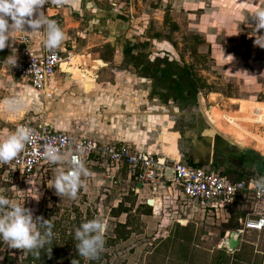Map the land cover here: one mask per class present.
Returning <instances> with one entry per match:
<instances>
[{
	"label": "rangeland",
	"instance_id": "1",
	"mask_svg": "<svg viewBox=\"0 0 264 264\" xmlns=\"http://www.w3.org/2000/svg\"><path fill=\"white\" fill-rule=\"evenodd\" d=\"M95 1L99 8L116 10L113 18L128 19L137 13L141 18L136 22H140L141 28L130 31V36L121 43L120 51L108 46L101 55L106 63L97 64L93 59L98 56L96 51H79L81 58L77 57L74 69L81 70L78 71L80 74L62 71L58 77L62 82L91 73L93 79L104 82L106 88L101 90L108 95H124L126 91V95L132 97L137 90L148 99L158 96L156 101L165 103L161 108L158 106L161 116L180 112L177 127L198 132L209 128L199 97L203 98L205 112L207 110V114L210 112L216 117L237 112L240 104L233 101L235 98L264 101V46H261L264 45V28L255 30L252 17L257 11L264 10V0H118L116 6L111 5L114 0ZM64 5H56L55 19L62 17ZM72 6L70 21H77L79 16L82 17L80 7L73 3ZM67 27L75 26L69 24ZM132 34L138 37V42H134L136 45L130 44ZM87 43L86 40L83 42L85 46ZM138 47L147 50L138 56L135 53ZM7 51L8 47L0 50L1 60H5ZM134 60L135 64L146 63L147 75L145 69L138 74L132 65ZM156 64L163 70L161 76L164 80L158 77L160 73L153 72L152 67ZM7 71L6 75H11L13 81L0 84V138L11 134L17 127L32 123L48 121L60 126L77 113L84 117L82 122H89L91 113H83L82 105L79 111L76 108L77 103H81L78 98L72 101L67 114H61V108L67 107L65 102L61 103V95L53 93L48 98L32 86H25L18 76ZM128 76L133 77L135 83L130 84ZM144 78H148L146 82ZM164 82L174 85V90L168 89ZM129 85L135 89L128 90ZM212 95H215L214 100ZM10 101H15V104L10 106ZM143 108L148 110L150 105ZM62 116H67V119ZM238 122L247 124L250 132L263 135L261 119L257 118L254 123ZM144 126L146 128V124ZM151 131L150 141L162 144V128L156 127ZM247 145H256V141ZM216 155L222 154L217 152ZM240 160L233 158L230 161L241 165ZM223 163L218 166H226ZM237 168L229 170L232 178L257 179L248 170L243 171L241 166ZM59 170L60 167L54 166L41 167L33 172L22 171L15 157L6 164H0V195L11 203L24 204L34 217L48 219L55 225L52 226L54 232L50 242L57 239L63 249L62 254L63 251L73 253L67 247L74 244L71 239L82 222L102 220L106 225L104 248L101 255L91 262L85 260L84 264H254V260L260 259L258 251L264 250V235L251 231L243 235L237 250L228 251L222 247L227 233L241 227L236 213L218 216L209 214L202 207L192 206L178 216L165 213L155 216L153 209L152 214H143L137 207L145 203V198L138 196L137 191L132 193L134 181H128L126 175L121 174L117 177L121 183H112L102 168L94 167L93 174L82 177V186L75 198H61L52 187ZM159 194L163 195V192ZM120 201L130 208L128 212L119 214L115 209ZM5 244L13 254L22 256V249Z\"/></svg>",
	"mask_w": 264,
	"mask_h": 264
},
{
	"label": "crops",
	"instance_id": "2",
	"mask_svg": "<svg viewBox=\"0 0 264 264\" xmlns=\"http://www.w3.org/2000/svg\"><path fill=\"white\" fill-rule=\"evenodd\" d=\"M91 2L94 5L90 4ZM113 2H117V4H119L118 0H114L111 2V5H114ZM62 3L65 5L62 6V17L58 19L62 22L66 45L73 53L74 63L72 65L63 63V70H60L59 75L55 76V79L50 85L49 92H51V96H48V98L52 97L53 93L54 95H61V103L65 102L67 104V107L61 108V114H67L69 111L68 108L70 107L72 101H76L78 98V101L81 103H77V110L79 111V106L82 105V112L84 113L88 111L91 113V117H89V122H82L81 120H84L82 119L84 117H79V114L77 113L75 116H69V118H72L70 119L71 121L68 118L67 122L60 126L46 121L53 129H58L69 132L76 136L89 137L101 141L123 140L132 143L139 150L157 152L162 155L169 154L183 162L186 161L192 163V159H195L193 161L195 164L198 162L196 159L204 161L207 160V155H213V153L216 154L215 150L219 152V148H214V146L219 143L221 144L222 148H225L224 151L228 150L227 140L218 135V133H222L237 141L241 145L246 146L245 151L239 153H227L225 158L227 160H233V158L241 159V165H237L241 166L243 171L248 170L249 174L252 176L259 178L260 176L264 175V132L261 136L256 135L248 130L247 124H239L238 122L241 120L245 123H254V120L258 118L259 120H262L260 124L264 127V101L235 98L233 101L240 104V109L237 112L223 114V116L221 114L220 116L216 117L210 112L207 114V110L205 112L203 108V98L199 97V103L205 115L206 124L208 123L209 128H212V132L210 134H216L209 140L205 133L207 127L199 132L196 131V129L184 130L183 128L177 127L180 120L177 117L178 115L181 116L180 112L173 114L168 112L169 114L165 113L161 116L160 112L158 111V106L161 108L165 103H163V101L157 102L156 100L158 96L148 99L143 96L144 94L141 96L137 90L132 97L126 95V91L123 92L125 93L124 95L120 94L118 96L116 93L114 95H108L107 92L101 90L106 88L104 82H100L101 79H93L91 73H84V76L80 77V79L66 81L64 79L63 81L65 82H62L61 77L58 78L62 71H75L77 74H80L78 71L81 70L74 69L77 57L81 58L79 51L85 52L88 49L96 51L98 56L93 59L97 60V64L98 62L101 63L102 61L106 63V60L102 59L101 55L106 50H108L107 47L110 46V48L118 49L117 51H120V49L123 47L121 43L125 40V38L130 36V31H139L141 28L138 25L140 22H136V20H140L141 18L137 15V13H133L128 19L122 17L113 18L116 10H105L102 9V7L99 8L97 6L100 5L95 0H50V2L45 6L46 15L49 19H55L54 17L57 9L56 5H62ZM72 3L80 7L79 9L82 17H78V22L76 20L70 21L71 16L69 15V11L73 7ZM133 6L132 9H134ZM69 24L74 25L75 27H71L69 29L67 27ZM119 30H121L120 33L116 32ZM41 33L42 31L17 32L15 37L17 35L27 34L37 42L41 36ZM68 38L71 41L70 43H68ZM137 38L138 37L136 35L132 34L131 37H129V40L132 42L130 44L132 45L134 42L137 43ZM85 40L88 42L86 46L83 44ZM10 43L12 44V47L17 46L16 39ZM146 50V48L138 47L136 48L135 53L136 55L140 56V54L142 52L145 53ZM114 60L117 61V58H114ZM135 62L136 60L133 61L132 65H135V69L137 72H139L138 74L143 73L145 69V73L147 75L146 63L139 61V64H135ZM159 66L160 65L156 64L153 68H155V70L160 73L159 75H162L163 70ZM10 74L15 75L12 71ZM11 77V75L8 76L0 74V84H3L5 81L10 82ZM128 79L130 84L134 82L133 77L128 76ZM147 79L148 78H144L143 81L146 82ZM21 80L24 82L25 86H27L26 84L30 85L25 80ZM12 81L13 80H11V82ZM157 83L161 87V90H163L160 84V79L158 78ZM32 88L35 89L33 86ZM133 89H135V87H133V85H129L128 90L132 91ZM214 97L215 95H212L213 100ZM149 102H151V104H149ZM144 105H146L147 108L148 105H150V109H144ZM171 115L175 116L171 117ZM238 115L243 116L241 117ZM254 116H256L255 119H253ZM62 117L67 119V116ZM256 123L258 122L256 121ZM145 124L146 128L144 126ZM156 127L162 128V131L160 132L162 136V144L160 145L159 143H153L150 141L152 137L150 132H153L151 130H154ZM228 134L233 136V138ZM252 141H256V145L248 146L247 144ZM234 168L235 170H238L237 166ZM153 199H155V204L152 205V208L154 210L155 216H162L164 213L166 215L169 214L166 212L168 210L167 206L169 207L168 204H165L164 207H161L160 204H158V199L163 201L160 196L154 195ZM260 260L261 259H256L253 263L260 264Z\"/></svg>",
	"mask_w": 264,
	"mask_h": 264
},
{
	"label": "built area",
	"instance_id": "3",
	"mask_svg": "<svg viewBox=\"0 0 264 264\" xmlns=\"http://www.w3.org/2000/svg\"><path fill=\"white\" fill-rule=\"evenodd\" d=\"M53 20L64 32L61 20ZM15 39L17 62L11 65L0 59V74L12 71L37 91L51 96L50 85L56 72L63 70L64 62L70 63L73 59L66 39L54 50L43 46V32L37 42L27 34L17 35ZM7 52V56L11 55L12 48H8ZM24 126L34 130L35 136L33 142L26 144L16 157L22 171L33 172L41 167L54 166L67 171L68 162L52 163L44 157V145L53 144L66 157L82 159L88 174L94 173V167L105 169L115 184L121 183L117 177L125 174L128 181H134L138 196H143L145 202L154 195L160 196L164 202L159 199L157 202L161 207L168 204L169 214L180 215L192 206L202 207L209 214L218 216L232 212L237 214L241 227L235 230L240 231L242 241L248 231L264 235V193L257 191L254 179L232 178L227 166L182 162L169 154L139 150L123 140L101 141L76 136L53 129L47 122ZM258 254L260 264H264V250L258 251Z\"/></svg>",
	"mask_w": 264,
	"mask_h": 264
},
{
	"label": "clouds",
	"instance_id": "4",
	"mask_svg": "<svg viewBox=\"0 0 264 264\" xmlns=\"http://www.w3.org/2000/svg\"><path fill=\"white\" fill-rule=\"evenodd\" d=\"M49 2L50 0H0V50L12 48V54L5 58V62L11 65L17 62L16 49L10 43L15 40L17 32L42 31L44 35L42 43L48 50L58 48L64 41L65 34L62 28L46 15L45 6ZM252 17L255 20V30L264 28V10L257 11ZM9 103L12 106L15 101ZM34 136V130L20 126L11 134L0 138V164H6L17 157L26 144L33 142ZM43 155L52 163L61 161L69 163L67 171L59 170L55 175L52 187L61 198H75L82 186V177L88 175L83 160L77 156L66 157L53 144L44 145ZM254 183L257 191L264 193V175L257 178ZM105 228L102 220L92 219L82 222L75 229L74 239L77 242L75 247L80 257L85 260L98 257L105 244ZM52 235V224L48 219L34 217L32 211L24 204L11 203L7 197L0 195V241L6 242L10 248L31 252L50 243ZM35 254L38 256L39 252ZM72 264H79V260L73 259Z\"/></svg>",
	"mask_w": 264,
	"mask_h": 264
},
{
	"label": "trees",
	"instance_id": "5",
	"mask_svg": "<svg viewBox=\"0 0 264 264\" xmlns=\"http://www.w3.org/2000/svg\"><path fill=\"white\" fill-rule=\"evenodd\" d=\"M133 192L135 194L134 187L132 188V193ZM115 209L119 212V214H122L124 212H128L130 208L125 206L124 201H120ZM115 209H113V211ZM140 209L142 210L143 214L150 215L152 214L153 208L151 205L145 202L141 205H138L137 210ZM52 226L55 225L52 224ZM52 232H54V230H52ZM71 241L74 244L69 242L70 245L67 247V249L73 250V253H69V251H63L62 254L61 251L63 249L60 245H58L57 239L54 238L52 242L45 244L43 248H40L38 250H33L31 252L21 250V257L9 251L6 248L5 242L0 241V254H2V256L0 257V264H71L73 259L79 260V264H84L85 259L79 256L78 250L75 247L77 242L74 237L71 239ZM49 249H51V252H49ZM37 251L39 252L38 256L35 254V252ZM99 255H101V253H99ZM64 257L66 259H64ZM91 261L92 260H89V262Z\"/></svg>",
	"mask_w": 264,
	"mask_h": 264
},
{
	"label": "water",
	"instance_id": "6",
	"mask_svg": "<svg viewBox=\"0 0 264 264\" xmlns=\"http://www.w3.org/2000/svg\"><path fill=\"white\" fill-rule=\"evenodd\" d=\"M211 132H212V128H207L205 130L206 136L208 137L209 140L212 138V137H210L211 136V134H210ZM214 135H216V134H214ZM218 135L222 136L223 138H225L228 141V150L225 151L224 154L232 153V152L239 153V152L245 151V147L243 145H241L240 143H238L237 141L231 139L230 137H228V136H226V135H224L222 133H218ZM215 148H216V145H215ZM191 162L194 163L193 161H191ZM205 163H207V164H205ZM210 163L211 162H207V161H199L196 164H198V165H208ZM137 186L141 187V184H138ZM147 203L152 206L153 203H154V199H148ZM241 243H242V238H241L240 231L233 230V231H230L229 234H227V236L223 240L222 247L225 250H228V251L237 250L240 247Z\"/></svg>",
	"mask_w": 264,
	"mask_h": 264
},
{
	"label": "flooded vegetation",
	"instance_id": "7",
	"mask_svg": "<svg viewBox=\"0 0 264 264\" xmlns=\"http://www.w3.org/2000/svg\"><path fill=\"white\" fill-rule=\"evenodd\" d=\"M152 70H153V72L156 71L155 68H153V67H152ZM156 74H158V72H156ZM163 76H164V74H163ZM158 77H162V76H161V75H160V76L158 75ZM161 79L164 80L163 77H162ZM164 83H165V85H167L168 89L174 90V88H175L174 85H173V86H170V85L166 84V82H164ZM210 145H211V144H210ZM214 148H215V146H214ZM216 148H219V149H220L219 152H220L222 155H216V154L213 153V155H207V160H204V161L211 162V163H213L214 165H221L220 163L224 162L223 165L229 166L230 169H231V167L234 168L235 166H238L237 164H235V163H233L232 161L227 160V159L225 158V155H226V154H224V152H225V151H224L225 148H224V147L222 148V146H221L220 143L216 145ZM215 152L217 153V151H215ZM194 160H195V159H194ZM194 160L192 159V161H194ZM196 160H197L198 162H199V161H203V160H200V159H196ZM234 169H235V168H234ZM234 169H232V170H234Z\"/></svg>",
	"mask_w": 264,
	"mask_h": 264
},
{
	"label": "bare ground",
	"instance_id": "8",
	"mask_svg": "<svg viewBox=\"0 0 264 264\" xmlns=\"http://www.w3.org/2000/svg\"><path fill=\"white\" fill-rule=\"evenodd\" d=\"M64 63H66V64H68V65H72L73 63H74V57H73V59L71 60V62L69 63V62H64ZM151 199H153V198H151ZM155 204V199H154V203H153V205ZM156 206V205H155ZM159 209V208H158Z\"/></svg>",
	"mask_w": 264,
	"mask_h": 264
}]
</instances>
